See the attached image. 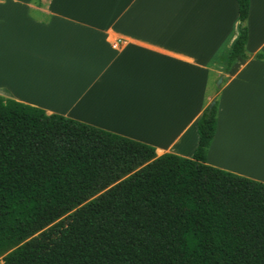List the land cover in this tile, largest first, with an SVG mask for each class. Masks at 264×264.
I'll list each match as a JSON object with an SVG mask.
<instances>
[{
    "label": "crops",
    "instance_id": "1",
    "mask_svg": "<svg viewBox=\"0 0 264 264\" xmlns=\"http://www.w3.org/2000/svg\"><path fill=\"white\" fill-rule=\"evenodd\" d=\"M250 1L247 56L226 71L237 0H0V95L189 158L217 99L207 163L264 182V0Z\"/></svg>",
    "mask_w": 264,
    "mask_h": 264
},
{
    "label": "trees",
    "instance_id": "2",
    "mask_svg": "<svg viewBox=\"0 0 264 264\" xmlns=\"http://www.w3.org/2000/svg\"><path fill=\"white\" fill-rule=\"evenodd\" d=\"M226 71L246 57L250 0ZM264 58V55L259 54ZM0 95L3 264H264V182Z\"/></svg>",
    "mask_w": 264,
    "mask_h": 264
},
{
    "label": "rangeland",
    "instance_id": "3",
    "mask_svg": "<svg viewBox=\"0 0 264 264\" xmlns=\"http://www.w3.org/2000/svg\"><path fill=\"white\" fill-rule=\"evenodd\" d=\"M19 245H12L6 249V251L0 256V264H3L4 262V257L10 253L11 251L15 250Z\"/></svg>",
    "mask_w": 264,
    "mask_h": 264
},
{
    "label": "water",
    "instance_id": "4",
    "mask_svg": "<svg viewBox=\"0 0 264 264\" xmlns=\"http://www.w3.org/2000/svg\"><path fill=\"white\" fill-rule=\"evenodd\" d=\"M219 80V82L218 83H220L222 80L221 79H218ZM215 103V101H212V103L211 104H214Z\"/></svg>",
    "mask_w": 264,
    "mask_h": 264
},
{
    "label": "bare ground",
    "instance_id": "5",
    "mask_svg": "<svg viewBox=\"0 0 264 264\" xmlns=\"http://www.w3.org/2000/svg\"><path fill=\"white\" fill-rule=\"evenodd\" d=\"M127 117H128V116H127ZM127 120H128V119H127ZM125 121H126V120H125ZM128 121L133 122V121H132V118H131L130 120H128ZM128 121H127V122H128ZM133 123H134V122H133Z\"/></svg>",
    "mask_w": 264,
    "mask_h": 264
}]
</instances>
